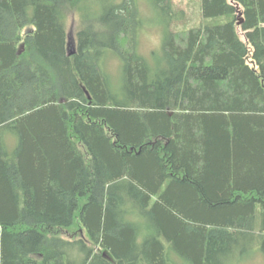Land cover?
Here are the masks:
<instances>
[{
	"label": "trees",
	"instance_id": "trees-1",
	"mask_svg": "<svg viewBox=\"0 0 264 264\" xmlns=\"http://www.w3.org/2000/svg\"><path fill=\"white\" fill-rule=\"evenodd\" d=\"M195 1L0 0V264L264 256V0Z\"/></svg>",
	"mask_w": 264,
	"mask_h": 264
},
{
	"label": "rangeland",
	"instance_id": "rangeland-1",
	"mask_svg": "<svg viewBox=\"0 0 264 264\" xmlns=\"http://www.w3.org/2000/svg\"><path fill=\"white\" fill-rule=\"evenodd\" d=\"M123 1V0H117ZM172 6L175 12V20H173L168 28L170 31H184L189 29L194 24L199 23L200 21V8L199 2L195 0H172ZM139 5L143 13L144 23L140 28L139 38H138V49L139 52L150 61L152 66H156L159 60L163 58L162 44L165 37V30L167 27L163 22L157 12L152 6L149 5L148 0H139ZM151 11V13H150ZM150 14V15H149ZM70 43L72 44L69 47L70 52L74 51L75 36L78 29V18L75 16L71 17L68 25ZM118 59H111V63L107 61L108 66H118ZM115 67V68H116ZM117 70L119 68L117 67ZM236 264H264V256L259 251L258 246L254 248L246 255L239 258V262Z\"/></svg>",
	"mask_w": 264,
	"mask_h": 264
},
{
	"label": "water",
	"instance_id": "water-1",
	"mask_svg": "<svg viewBox=\"0 0 264 264\" xmlns=\"http://www.w3.org/2000/svg\"><path fill=\"white\" fill-rule=\"evenodd\" d=\"M71 55L74 54V51L70 53Z\"/></svg>",
	"mask_w": 264,
	"mask_h": 264
}]
</instances>
